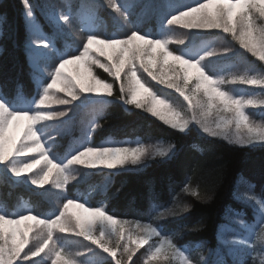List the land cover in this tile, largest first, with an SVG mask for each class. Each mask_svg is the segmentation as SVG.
<instances>
[{
  "label": "snow or ice",
  "instance_id": "1",
  "mask_svg": "<svg viewBox=\"0 0 264 264\" xmlns=\"http://www.w3.org/2000/svg\"><path fill=\"white\" fill-rule=\"evenodd\" d=\"M23 3L26 18H32L29 0H23ZM257 14L264 18V0H203L195 6H189L187 10L171 15L166 20V25L221 30L230 34L242 49L264 61V26L256 24ZM59 20L68 22L69 16L63 14ZM171 42L169 38H151L149 34L139 30H133L122 38L87 35L79 54L61 58L49 72L50 82L43 86L39 99L34 101L35 109L29 111L21 108L13 111L6 100L0 98V164L20 178L43 163V167L29 178L30 183L40 187L51 183L59 188L67 183L70 178L69 166L74 164L88 168L103 166L113 170L128 164L140 165L148 156L167 155V149L147 152L141 148L95 147L86 144L71 154L65 164L56 162L50 151L45 150L39 135L40 129L35 125L54 117H64L67 113L42 111L41 106L49 102L71 105L83 94L113 96L114 84L99 78L93 66L103 69L119 83L117 99L134 105L137 109H145L175 130L183 132L191 121H195L204 133L222 137L230 143L247 146L264 142V125L251 121L245 112L247 106H264V98L236 97L222 90L219 87L222 81L207 74L202 66L205 57L215 55L213 50L198 59L186 58L184 54L177 55L169 50ZM178 43L182 44L184 41L180 40ZM32 46L48 48L51 41L37 36L32 41ZM99 57L106 58L107 63L101 62ZM69 65H75V68L70 69ZM147 78L166 85L168 89H174L187 103L192 112L191 118H186L180 110L160 97ZM240 82L264 86V78L255 76L240 77ZM56 93H63L67 98H60ZM213 111L219 116L214 123L208 120ZM14 124L15 132L10 134ZM30 153H38L40 159L13 163L12 158L27 157ZM72 208L80 211L71 212ZM261 211L264 212V208ZM27 221L34 223H26ZM127 223L107 214L102 207L85 206L70 198L66 199L62 210L54 218H39L38 214L24 213L17 217L4 212L0 214V264H21V261L38 257L46 249L51 253L52 264H75V261L65 256L63 248L55 246L54 230L57 229L61 233H74L85 238L113 259L117 254V249L110 246L113 237L124 240L127 231L123 250L129 253L128 259L131 260L136 249L148 245L151 237L156 236L159 238L158 244L150 245L152 251L147 264H159L160 261H167L170 256H179L183 264H191L189 257L177 248L171 236H162L151 224H137V231L134 233L132 229L125 228ZM34 232L33 239L38 240V243L25 251L30 243L29 234ZM115 264H120V261L116 260Z\"/></svg>",
  "mask_w": 264,
  "mask_h": 264
},
{
  "label": "trees",
  "instance_id": "2",
  "mask_svg": "<svg viewBox=\"0 0 264 264\" xmlns=\"http://www.w3.org/2000/svg\"><path fill=\"white\" fill-rule=\"evenodd\" d=\"M47 1L62 10L67 5L69 22L85 36L122 38L139 30L151 38H159L163 35L171 37L173 29H183L166 25V20L181 10L179 6L186 0H116V6L106 0ZM195 1L193 5L203 0ZM33 13L41 31L54 45L55 59L69 56L71 40L59 35L45 18V11H41L35 2ZM210 36L220 39L218 34L208 32L182 43L179 50L187 48L192 55L199 41ZM27 43L22 1L0 0V98L6 100L13 111L30 110L40 93L39 88H35V77L42 75H36L30 65ZM232 50L230 55L212 56L209 60L228 64L246 59L247 55L242 51ZM95 73L107 81L105 74L99 70ZM117 97L118 90L114 86L110 100L90 106L89 110L88 106L81 109L78 117L87 118L89 130L95 127L92 142L99 146H114L115 141L125 139L143 144L171 143L173 152L169 157L152 160L139 170H92L84 179L64 186L62 193L36 191L32 187L13 184L0 175V212L17 217L21 213L38 214L39 218H47L59 211L58 200L64 203L66 199H75L86 206L102 207L107 214L121 221L149 223L162 235L171 236L177 248L202 243V255L205 249L216 246L217 229L227 210H247L234 198L235 182L240 176H248L253 193L264 202V144L238 146L221 139L202 137L193 127L181 132L142 109L124 106ZM80 134L73 129L64 138L62 146L56 150L57 162L63 163L70 158L71 148L76 146L75 140ZM83 134L85 137V132ZM86 142L87 135L82 145ZM245 216L250 221V213ZM139 254L134 253L128 264H144ZM253 255L250 252L244 257V263L258 264L252 260ZM190 258L199 263L198 255Z\"/></svg>",
  "mask_w": 264,
  "mask_h": 264
},
{
  "label": "rangeland",
  "instance_id": "3",
  "mask_svg": "<svg viewBox=\"0 0 264 264\" xmlns=\"http://www.w3.org/2000/svg\"><path fill=\"white\" fill-rule=\"evenodd\" d=\"M21 1L23 2V0ZM114 1L116 0H106L108 4L116 6ZM29 5L33 13V0H29ZM40 6L42 7V4H40ZM187 8L185 7L182 10H187ZM179 11L174 14H178ZM45 13H44L45 18L50 24H52L55 27L59 35L67 37L69 40H71L72 44L71 47L68 49L71 52L69 56L72 54H79V52L82 51V45L86 41L87 36L78 32L77 29L74 28L69 21L64 22L59 20V17L65 14L64 11L62 10L60 11L59 8L48 7L45 10ZM23 16H24L25 25L28 30L27 47L30 51L29 62L39 74L41 73L42 76H40V78L44 79V82H41V79L39 77H35L36 78L35 88H39V92H40L39 95H40L42 93L43 86L46 85L48 82H50L48 75L49 72L52 71V69L58 64L59 60L55 59V57L53 56L52 46L48 48H44L43 46L40 47L32 46V41L37 36L42 38H45V36L41 32L39 25H37V21L35 20L34 15L30 19L26 18L25 4L23 9ZM256 24L260 26H264V18L259 17L258 14L256 18ZM171 26L182 27L180 25H171ZM182 28L183 29L181 30L173 29V34L171 37L163 36L158 39L169 38L172 41L168 45L169 50L173 51L177 55H180L181 53H179L178 51H179V45H181V43H178V41L183 40L184 43H188L191 42L194 37L201 36L202 34H206L208 32H214L218 34L220 39L218 40L215 46L214 44L211 45L210 43V45L205 46V48H201L196 54V57L192 59H198L200 56L203 55L204 51L208 52L210 47H211L210 50H213L215 52L214 57H221V55H226V56L230 55L234 52L232 49H236L237 51L239 50L242 51L247 55L246 59L237 60L236 64L233 65L232 67H230V65L232 64H228L225 67L212 68L211 70L213 71L208 72L209 70L208 67L214 64L212 63V61H209L207 64L208 66H206L205 62L208 61L209 58L211 57H205V60L202 61V66L205 67L207 74L212 75L214 79L218 81H222L219 84V87L222 90L227 91L236 97L243 96L245 98H249V97L264 98V86H261L259 84L247 85L240 82V77L251 78L255 76L257 78H264V61H260L258 57H255L251 53L242 49L239 43L235 39H233L230 34H225L221 30L187 29L184 27ZM185 36H187V38ZM200 53L202 54L200 55ZM185 57L188 58L187 55H185ZM39 58L42 59L38 60L37 63V59ZM99 59L101 60V62L107 63L106 58L99 57ZM40 61H43L42 64H40ZM68 67L70 69H74L75 65H69ZM93 68H94V72H97V70H99L101 73L107 76V82L113 83L114 86L117 87L118 96H119V83L115 82L113 78L108 75V73L104 72L103 69H100L98 66H93ZM38 73L36 75H38ZM143 75L144 77H146V74ZM147 80L150 86H152L153 90L160 97L166 99L174 107L180 110L185 115L186 118L189 119L191 118L192 112L189 111L187 103L183 101V98L180 97L179 94H177L174 89H168L166 85H161L158 82L151 81V78H147ZM39 95L36 97L35 101L39 99ZM56 95L59 96L60 98H67L63 93H56ZM200 95L201 97H203L202 93ZM110 99L111 97H108L107 95H103V94L101 95L83 94L79 100L74 101L71 105H59L53 102H49L47 105L41 106L40 110L42 111H53V112L65 111L67 113V115L64 117H54L50 121H40L35 125V127L40 129L39 135L41 136V143L45 145V150L50 151L51 155L54 156L57 160L58 152H56V150H58L62 146L64 138L68 136L73 129H76L78 131V134L81 132L79 137H84L83 133L85 132V138L87 135V142L85 143V145L87 144V145L99 147L98 144L92 142V138L94 137L95 127L89 130L87 126L88 123H86L87 118H84L85 116L79 118L78 115L83 107L88 106L87 109L89 110L90 106L94 107ZM118 101L122 103L124 106H134L124 103V101L121 99H118ZM35 108H36V104L34 103L32 109ZM142 110L148 113L145 109ZM245 112L249 116L251 121L255 122L258 125H264V106L261 105L247 106L245 108ZM154 118L161 121L158 117H154ZM218 119L219 116L216 114L215 111H213V113L208 117V120L213 123ZM168 126L171 127L170 125ZM189 127H193L197 131V133L202 137L212 138V136L208 135L207 133H204L200 128L199 124H197L195 121H191L188 128ZM14 132H15V124L13 125V128L10 129V134H13ZM213 138L225 140L222 137H213ZM81 140L83 142L84 139ZM225 141L230 143L228 140ZM82 142L80 143L79 139L75 140L76 146L74 145V148L73 147L71 148L72 154L76 152V150L85 146V145H81ZM79 144L81 146H78ZM231 144H235V143H231ZM262 144H264V142H256L253 145H247V146H255ZM111 146L141 148L146 150L147 152H157L162 149H167V155L164 157L148 156L140 165L128 164L123 167H118L117 169H113L112 171L120 170V169L139 170L144 168L150 161L155 159L167 158L173 152V147L171 143L167 144L160 141L148 142L147 144H143L138 140L137 141L127 140L121 143H117V145L115 146L113 145ZM106 147H110V146H106ZM31 159H40V156L38 153H30L28 154L27 157L12 158L13 163L16 164L31 162ZM65 162L67 163V161ZM40 167H43V163L40 166H38L36 169H33V172L25 173L20 178H17L14 176V174H11L3 164H0V175L3 176L4 180L11 181L13 182V184L17 183L18 185L32 187L36 191H44V192L47 191L50 193L49 190H54L56 192L62 193L64 186L68 185L69 183L77 182L84 179L88 175V173H90V171L92 170L104 168L103 166H97L96 168H88L84 165H75V164L71 165L69 166V170H68L70 178L68 179L67 183H65L62 187L57 188L55 184H51V183L43 187L35 186L30 183L29 178L35 172H38ZM235 184H236L235 198L237 200V204H239L240 207L246 208L247 210L244 209L246 213L250 212L251 216L252 215L255 216V221L257 220L256 216L262 218L258 228L259 233H256L255 228H253L250 225V223L248 222L245 216L246 213L243 209H241L237 213L235 211L229 210L227 212V215L225 216V220L223 224L219 227L217 233L218 243L216 245V248L214 249V252H212V254L209 255V252L211 250L205 249L203 251V254L198 256L197 259L199 260L198 264H217V263L219 264L223 256L238 262V264H243L241 260L243 256L246 255V253L251 252L252 249L251 247L256 249L255 258L258 264H264V212L261 211V209L264 208V202L260 198L254 196L252 182L248 180V176H244V177L240 176L235 182ZM103 186L104 184L102 185V187ZM57 205H59V211L62 210L63 203L60 202V200L57 201ZM59 211H57L55 215H57ZM70 211L78 213L80 210L76 208H72L70 209ZM55 215L53 216V218L55 217ZM127 222L128 223L125 225V228L132 229L134 233L137 231L135 227L137 224L140 225L149 224V223H138L133 221H127ZM26 223H34V222L27 221ZM65 235H70L72 236V238L78 240L76 245L70 246L71 248H73V250H71L68 247L66 240L64 239ZM34 236H35V232L29 234L30 243L26 247L25 251H27L28 247L34 248L38 243V240L33 239ZM58 236H60V238H62L63 241ZM126 237H127V231L125 232L124 240H117L116 237L112 238L110 246L117 249L116 257L115 259H113L109 254L103 252L102 249L92 244L90 241L86 240L83 237L77 236L74 233H61L59 232L58 229L54 230L55 246H57L58 248H63L65 256L75 261V264H115L116 260H119L120 264H128V262L130 261L128 259L129 253H126L123 250V246L126 242ZM158 240H159L158 237L153 236L149 240L148 245H143L135 250L134 253L140 252L139 256L142 258L144 264L147 263L148 256L152 251L150 245L158 244ZM132 247L136 248L135 245H132ZM198 249L199 246L195 247V252L194 250L190 251L188 248L179 249V250L189 257L191 253L199 254ZM134 253H132V255ZM22 256L23 253L21 254V257ZM82 256H86V257L83 258ZM33 261L35 262V264H52L51 253L46 249L45 252L41 253L38 257H32L30 258L29 261H21V264H33ZM190 261L191 264H197L191 259ZM153 264H157V262H153ZM159 264H183V261L179 256H170L167 261H160Z\"/></svg>",
  "mask_w": 264,
  "mask_h": 264
}]
</instances>
